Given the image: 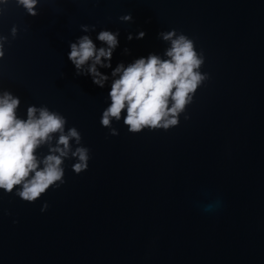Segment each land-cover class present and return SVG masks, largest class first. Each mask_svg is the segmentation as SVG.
Here are the masks:
<instances>
[{"label": "water", "instance_id": "obj_1", "mask_svg": "<svg viewBox=\"0 0 264 264\" xmlns=\"http://www.w3.org/2000/svg\"><path fill=\"white\" fill-rule=\"evenodd\" d=\"M0 264H264V0H0Z\"/></svg>", "mask_w": 264, "mask_h": 264}]
</instances>
